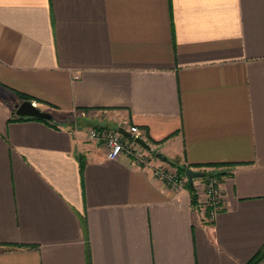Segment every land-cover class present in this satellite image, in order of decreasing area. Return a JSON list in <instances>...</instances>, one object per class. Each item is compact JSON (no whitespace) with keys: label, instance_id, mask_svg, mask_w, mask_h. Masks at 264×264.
I'll use <instances>...</instances> for the list:
<instances>
[{"label":"crops","instance_id":"1","mask_svg":"<svg viewBox=\"0 0 264 264\" xmlns=\"http://www.w3.org/2000/svg\"><path fill=\"white\" fill-rule=\"evenodd\" d=\"M17 92L58 124L16 117ZM131 126L156 165L222 174L213 220L88 137ZM263 246L264 0H0V264H246Z\"/></svg>","mask_w":264,"mask_h":264},{"label":"built area","instance_id":"2","mask_svg":"<svg viewBox=\"0 0 264 264\" xmlns=\"http://www.w3.org/2000/svg\"><path fill=\"white\" fill-rule=\"evenodd\" d=\"M131 132L134 136H139L138 126H131ZM88 137L101 143L105 149L108 159H115L120 154L126 153L137 164L150 166L155 176L161 178L174 189H180L186 186L187 177H179L177 169H169L164 165H156L155 158L148 149L135 140L134 137H128L118 129L108 127H91L88 129ZM206 185L201 202L204 205L206 216L213 220L218 211L224 207V196L221 186V180L218 176L207 174Z\"/></svg>","mask_w":264,"mask_h":264},{"label":"water","instance_id":"3","mask_svg":"<svg viewBox=\"0 0 264 264\" xmlns=\"http://www.w3.org/2000/svg\"><path fill=\"white\" fill-rule=\"evenodd\" d=\"M16 114L19 116H30L48 119L54 122L57 121L52 113L46 110H42L33 100L30 99L22 100L20 102V104L17 106ZM118 130L126 136L134 137L135 140L143 145L146 149H148L150 152H154V148L152 147V145L142 137L134 136V134L131 131H128L125 127H119ZM157 155L160 157H165L162 153H158ZM204 175V170L194 169L192 167L187 168V176L192 185L194 183V178L203 177Z\"/></svg>","mask_w":264,"mask_h":264},{"label":"trees","instance_id":"4","mask_svg":"<svg viewBox=\"0 0 264 264\" xmlns=\"http://www.w3.org/2000/svg\"><path fill=\"white\" fill-rule=\"evenodd\" d=\"M23 99H32L31 96L29 95H26V94H22L21 92H17ZM16 117L18 118H36V119H41V120H44L46 122H50V123H55V124H58L57 122H54V121H51V120H48V119H42V118H38V117H30V116H19V115H16ZM171 164L176 167L177 169V172H178V176L179 177H187V168H189L190 166L188 165H181L179 164L178 162H174L172 161ZM82 167H84V161L82 160ZM207 174H213V175H216L218 176L219 178L221 177V173L219 172H212V171H208V170H205V176ZM186 186L187 188L190 189L191 191V194H192V200L194 203L198 204L199 203V200H198V193H197V189H196V186L192 185L189 181V179L187 180L186 182ZM264 259V246L246 263V264H259L262 260Z\"/></svg>","mask_w":264,"mask_h":264},{"label":"rangeland","instance_id":"5","mask_svg":"<svg viewBox=\"0 0 264 264\" xmlns=\"http://www.w3.org/2000/svg\"><path fill=\"white\" fill-rule=\"evenodd\" d=\"M175 169H176V167H175ZM200 170H206L205 168L203 169H201V168H199ZM220 180H221V177H220ZM206 177H196V178H194V183H193V185L194 186H198V190H199V192H200V194L201 195H199L198 194V200H199V203L201 202L200 201V199L201 200H203V194H204V189H205V185H206ZM259 264H264V259L259 263Z\"/></svg>","mask_w":264,"mask_h":264}]
</instances>
